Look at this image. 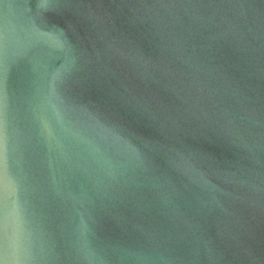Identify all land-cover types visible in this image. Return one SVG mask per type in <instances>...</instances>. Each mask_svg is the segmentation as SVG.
Here are the masks:
<instances>
[{
	"label": "water",
	"instance_id": "1",
	"mask_svg": "<svg viewBox=\"0 0 264 264\" xmlns=\"http://www.w3.org/2000/svg\"><path fill=\"white\" fill-rule=\"evenodd\" d=\"M0 264H264V0H0Z\"/></svg>",
	"mask_w": 264,
	"mask_h": 264
}]
</instances>
